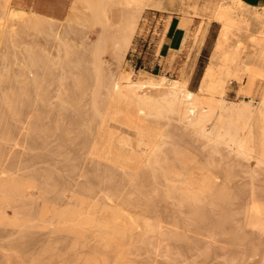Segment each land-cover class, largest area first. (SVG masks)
Masks as SVG:
<instances>
[{
    "label": "bare ground",
    "instance_id": "1",
    "mask_svg": "<svg viewBox=\"0 0 264 264\" xmlns=\"http://www.w3.org/2000/svg\"><path fill=\"white\" fill-rule=\"evenodd\" d=\"M166 2L174 10L175 0H72L65 10L0 0V264H36L70 238L75 246L99 241L104 257L135 238L185 239L161 220L163 204L186 212L198 228L246 239L229 230L231 208L247 192L235 184L250 173L246 164L256 166L254 174L264 171V89L257 103L238 106L225 95L232 83L246 95L264 80V6L184 0L191 10L175 9L187 33L200 20L195 38L205 24L220 26L192 91L183 73L171 79L124 68L146 10L176 14ZM65 114L84 137L82 162L103 164L91 187L76 190L32 168L42 162L37 157L17 159L18 149H44L53 137L66 145ZM78 191L101 202L89 207ZM241 215L246 229L264 236L263 197L251 191Z\"/></svg>",
    "mask_w": 264,
    "mask_h": 264
},
{
    "label": "rangeland",
    "instance_id": "2",
    "mask_svg": "<svg viewBox=\"0 0 264 264\" xmlns=\"http://www.w3.org/2000/svg\"><path fill=\"white\" fill-rule=\"evenodd\" d=\"M72 2V0H69ZM174 10L166 2V11H173L176 14L169 18V14L162 10L152 8L143 14L141 29L134 45L128 53L125 69L137 72L143 70L148 75H165L171 79H177L180 74L190 78L189 89L197 91L201 85L205 68L210 63L213 48L215 46L220 26L212 23L209 26H202L197 38L200 20L194 19L189 27V31L181 29L180 12L177 7L188 9V4L184 0H175ZM71 4V3H70ZM70 4L63 5L68 8ZM66 6V7H65ZM120 8L115 7V12ZM168 32L166 46H162L161 39ZM186 33L188 37H186ZM25 41L32 38L21 35ZM247 79L242 85H247ZM264 89V80L259 79L252 87L250 94L243 95L237 83H232L227 87L225 99L229 104L241 105L242 101L254 100L258 102V94ZM69 114L63 116V122L68 123ZM56 118H53V124ZM63 123V124H64ZM69 128V124H67ZM192 144L193 137H188ZM66 145H63L62 137L51 138L44 149H35L32 152H23L18 149L17 159L20 162L29 161L37 157L42 161L32 168L42 171H51L56 176L61 177L68 184H76V190L88 188L97 182L98 174L103 172V164L86 160L84 157L83 143L84 137L78 134L75 128L68 130ZM131 139H134L132 136ZM43 147V146H42ZM134 148L135 145H134ZM253 163V162H252ZM255 165L246 164L245 169L250 173H244L237 178L235 184L247 190L246 194L233 201L231 212L234 221L229 227L231 232L241 233L246 237L244 241L237 242L232 235L222 232H208L196 225H191L188 214L181 212L172 204H163L159 216L168 227L169 232L175 231L184 236L185 239L159 240L156 238H138L119 244L109 257L101 255L102 245L99 241L90 244H79L75 246L74 238H70L67 243L53 244V250L40 257L41 262L36 264H264V236L255 235L250 229L244 227L243 207L247 205L251 191L258 197L264 198V171L254 174ZM119 177L115 181L120 182ZM121 190V187H120ZM127 193L125 191L123 194ZM77 196L90 206L100 203L99 196H89L80 191ZM128 196V195H127ZM124 213H132L128 209L118 207ZM213 215L215 213L208 208ZM135 216L139 214L133 212ZM178 223L176 226L172 225ZM229 231V232H230ZM80 242L86 239V235L80 234ZM44 241V240H43ZM263 242L258 252L254 250V245ZM253 243V244H252ZM45 242H40L39 247Z\"/></svg>",
    "mask_w": 264,
    "mask_h": 264
},
{
    "label": "crops",
    "instance_id": "3",
    "mask_svg": "<svg viewBox=\"0 0 264 264\" xmlns=\"http://www.w3.org/2000/svg\"><path fill=\"white\" fill-rule=\"evenodd\" d=\"M27 1L31 7H34L37 9L39 7H41V8L47 7V8H52V9L63 8V5H67V4L71 3V1H69V0H27ZM244 1L251 6H264V0H244ZM65 9H67V8H65ZM167 40H168V32L165 35V39H164V37L162 39V46L163 47L166 46L165 42H167Z\"/></svg>",
    "mask_w": 264,
    "mask_h": 264
}]
</instances>
